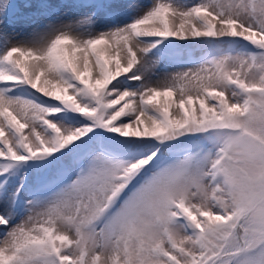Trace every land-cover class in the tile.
I'll return each mask as SVG.
<instances>
[{
    "label": "snow or ice",
    "instance_id": "snow-or-ice-1",
    "mask_svg": "<svg viewBox=\"0 0 264 264\" xmlns=\"http://www.w3.org/2000/svg\"><path fill=\"white\" fill-rule=\"evenodd\" d=\"M0 264H264V0H0Z\"/></svg>",
    "mask_w": 264,
    "mask_h": 264
},
{
    "label": "rangeland",
    "instance_id": "rangeland-1",
    "mask_svg": "<svg viewBox=\"0 0 264 264\" xmlns=\"http://www.w3.org/2000/svg\"><path fill=\"white\" fill-rule=\"evenodd\" d=\"M14 2H18L19 3V2H22V0H14ZM34 2H35V0H34ZM143 2L144 3H148V2H150V0H143ZM24 11H32V10H24Z\"/></svg>",
    "mask_w": 264,
    "mask_h": 264
}]
</instances>
